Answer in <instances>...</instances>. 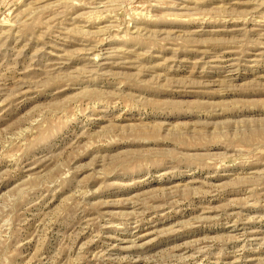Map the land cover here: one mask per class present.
Wrapping results in <instances>:
<instances>
[{
	"label": "rangeland",
	"instance_id": "obj_1",
	"mask_svg": "<svg viewBox=\"0 0 264 264\" xmlns=\"http://www.w3.org/2000/svg\"><path fill=\"white\" fill-rule=\"evenodd\" d=\"M0 264H264V0H0Z\"/></svg>",
	"mask_w": 264,
	"mask_h": 264
},
{
	"label": "bare ground",
	"instance_id": "obj_2",
	"mask_svg": "<svg viewBox=\"0 0 264 264\" xmlns=\"http://www.w3.org/2000/svg\"><path fill=\"white\" fill-rule=\"evenodd\" d=\"M97 2V1H96Z\"/></svg>",
	"mask_w": 264,
	"mask_h": 264
}]
</instances>
